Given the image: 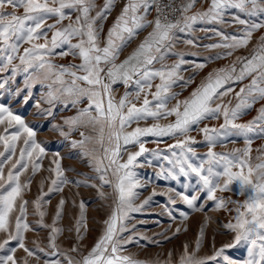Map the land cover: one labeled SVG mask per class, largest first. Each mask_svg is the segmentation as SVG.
<instances>
[{"label": "snow or ice", "instance_id": "obj_1", "mask_svg": "<svg viewBox=\"0 0 264 264\" xmlns=\"http://www.w3.org/2000/svg\"><path fill=\"white\" fill-rule=\"evenodd\" d=\"M115 2L116 0H104L103 6L97 10L96 0H0V73L11 71V76L0 83V89L5 88L10 80L14 81L17 74L23 72L27 74L24 84L29 89L24 103L31 97L32 86L43 83L44 80L51 81L47 93L49 104L63 98L65 107L70 104L77 108L86 99L87 106L78 108L75 116L65 120L69 132L61 130V135L66 137L75 128L91 126L98 135L86 136L81 131L80 136L83 139L73 140L72 146L84 148L86 141H94L103 150L102 156L92 155L86 149L83 154L92 156L95 171L100 174L101 187L112 184L108 179L109 171L116 178L113 187L117 193V202L109 217L103 221V233L79 260L68 254L78 252L77 247L61 253L66 264H148L135 260L130 255L121 254L123 246L134 241L135 234L127 237L122 235L132 231L126 223L130 219V213L142 211L144 205L152 199L149 196L139 206L133 203L139 195L135 189L145 186L134 179L136 173L132 170L134 166H145L138 163V157L142 156L147 166H152L149 156L167 162L169 167L161 164L156 172L159 179L178 181L181 177L189 180L195 177V184L191 185L194 191L191 194L188 192L189 184L184 185L185 191L168 188L159 193L166 195L169 203L175 205L178 201L182 202L193 212H204L208 201L214 202V211H231L228 205L235 206L234 222L229 221L222 225L224 229L234 233L232 241L217 248L213 238L212 254L199 256L205 228L211 219L205 214V222L199 228L195 247L189 251V245H183L179 264H264V144L255 149L256 159L261 162L254 166L251 163L254 139L264 140V103L256 109L257 114L251 120L238 122L254 105L264 102V33L259 36L250 57L237 56L230 65L213 69L189 96L179 99V93L173 91V86L187 88L191 85L196 72L204 69L206 61L212 59L206 57L205 63L185 60V53L176 51L179 42L177 33L192 34L194 38L186 39L183 43L197 48L199 45L195 39V25L215 24L222 28L239 25L241 27L236 28L234 34L216 28L200 29L219 37V42L204 45L205 48L225 49V55L230 57L236 50L247 48L254 33L264 29V0H205L207 8L197 10L191 15L189 12L197 0H187L178 8L174 6V0L167 4L163 0H127L102 41V24L99 22L108 18ZM153 6L157 15L149 20L148 15ZM66 9L75 11L74 20ZM231 9H235L236 13L231 15L229 21L226 15ZM177 11L180 13L179 18L169 19L170 14ZM93 12L95 15H92ZM241 13L249 19H242L239 15ZM52 18H55V23H47ZM64 20L69 21L66 26L62 25ZM147 27L152 29L148 35L126 59L117 63L123 49ZM73 40L76 42L73 43ZM21 42L29 44L30 47L24 48L23 54L19 55ZM64 46H67V50L56 53V49ZM191 54L197 55L195 52ZM54 55H71L74 59L79 58L81 63L56 65L51 59ZM170 55L178 57L171 64L166 62ZM220 58L222 56L218 52L215 59ZM17 59L18 64L14 63ZM186 64L192 65V75L187 77L182 74L186 70L183 68ZM65 77L70 79L66 80ZM157 78L159 83L154 85L153 81ZM246 79L249 82L243 84L238 92L235 91L232 85ZM117 82H123L126 88L118 101L112 87ZM53 85L59 86L53 89ZM129 86H134V91H128ZM153 87L155 91H152ZM20 92L21 89L17 88L15 94L19 95ZM230 95L232 99H227ZM233 99L237 101L234 105ZM46 111L51 115V109ZM169 117L174 119L169 120ZM149 118L153 121L151 125L139 126L141 121ZM221 118L222 123L218 126L205 123L219 121ZM161 120L167 123L162 124ZM5 121V133L14 126L16 130L10 135H0V143L4 148L0 151V233L6 234L0 242V251L6 250L5 255H0V264H18L16 248L9 246L11 241H16L28 257L35 256L39 261L40 257L25 246L24 233L33 229L26 219L28 201L23 200L22 193L29 188L31 179L21 184L20 177L28 171L29 165L33 176L40 171L46 152L35 140V131L21 116L14 115L9 107L0 103V125L5 124ZM133 124L137 126L133 128ZM193 131L203 135L202 142L191 135ZM22 136L25 138L23 147L19 150V158L12 162L16 155L17 141ZM146 137H168L174 143L168 144L166 149H149L145 146L148 142L144 139ZM230 137H242L244 147H234L224 152L214 150L218 145L226 147V141ZM153 142L159 145L161 139ZM198 143H204L207 147L202 155L194 147ZM130 145L138 146V150L131 151L128 147ZM122 152L127 154L126 162H121ZM105 160L107 164L104 163ZM52 163L55 168H49L48 171L54 172L55 178L51 179L47 192H43L44 181L40 182L41 196L34 203L40 217L37 224L50 227V247L55 250L58 247L57 235L63 231L55 225L61 218L65 200L60 199L51 226L43 222L45 212L40 210L41 201L49 193L62 192V185L70 181L64 176L59 160L54 159ZM6 164H10V167L5 177ZM233 185L236 186L238 194L245 197L243 202L217 195L218 192L233 191ZM92 186L96 187L95 184ZM99 195L103 198L105 193L99 191ZM152 195H157L155 189ZM202 196L203 203L200 202ZM18 199L21 203L18 206L19 215L15 216L13 231L11 218L12 213L17 210ZM79 209L80 216L76 220L75 230L77 239L82 241L84 237L80 234L81 228L87 230L83 201L80 202ZM168 215L175 221L176 218L170 210ZM179 215L182 219L173 235L180 233V225L189 219L186 211H180ZM134 227L135 225L132 226L133 229ZM183 230L187 231V227ZM140 238L150 240L143 235ZM167 238L169 237L165 236ZM241 244L247 245V256L242 260L232 259L227 251ZM38 250L45 251L39 247ZM55 254V251L46 253ZM168 256L166 264H171L172 253L169 252ZM23 264H29L28 259H24ZM43 264H61V261L44 260Z\"/></svg>", "mask_w": 264, "mask_h": 264}, {"label": "rangeland", "instance_id": "obj_2", "mask_svg": "<svg viewBox=\"0 0 264 264\" xmlns=\"http://www.w3.org/2000/svg\"><path fill=\"white\" fill-rule=\"evenodd\" d=\"M97 10L103 6L104 0H96ZM187 0H184V3ZM127 3V0H116L115 5L108 15V18L102 22V31L100 33L101 40L106 37L108 30L112 27L117 16L120 14L123 6ZM208 4L205 0H197L194 8L189 12V15L193 14L197 10H202L207 8ZM70 13L72 19H75V11L65 10ZM22 13V9L20 10ZM236 10L231 9L226 15V19L230 21L231 15L235 14ZM95 15V12L92 13ZM242 19H249V17L244 14H239ZM155 18V12L153 8L150 9V14L148 19L152 20ZM255 19V18H252ZM47 23H55V18L49 19ZM69 23L68 20L62 22L63 26H66ZM61 27V25H57ZM196 29L195 39L199 47L192 48L183 43L184 40L194 38L190 33H177L179 42L176 46V51H182L185 53L184 59L190 62L196 63H205L206 57H212L206 61V67L202 70H199L195 74L194 82L189 85L187 88H180L178 86H173V91L179 93V99H184L189 96L191 91L200 84L201 80L207 76L209 72L213 69L221 68L230 65L237 56H248L250 57L253 48L257 43L259 36L264 33V29L254 33L253 39L248 45L247 48H242L236 50L232 56H226L225 49H207L204 45L217 43L219 42V37H215L211 32L205 33L200 31L201 28H216L217 30H223L228 34H234L236 28L241 26H225L222 28L220 25L215 24H197L194 26ZM151 27H147L139 32V35L128 44L123 51L120 53L117 63L126 59V57L131 54V52L137 47V45L148 35L151 31ZM51 37V32H49V39ZM43 42V41H39ZM76 40H73L75 43ZM30 47L29 44L21 42L19 55L23 54V49ZM62 50H67V46H64L62 49H56V53H59ZM197 53V55H192L191 53ZM220 53L222 58L215 59L216 54ZM52 63L56 65H69V64H79L81 60L79 58H73L71 55L66 57H61L59 55H54L52 58ZM178 59L175 55H170L167 59V63L171 64L173 61ZM14 63L18 64L19 60H15ZM159 67V64L155 65ZM240 65H237V71H239ZM185 71L183 75L185 77L192 75V65L186 64L183 66ZM31 71V70H30ZM27 74L20 72L15 77V80H10L8 84L5 85V88L0 89V103H3L6 107H9L14 115H19L25 121V123L31 127L36 135L35 140L45 148L46 155L42 158V168L34 176L32 175L31 165L27 172H24L20 177L21 184L25 183L31 179V184L29 188L24 189L22 193L23 200H27V222L30 227L33 229L31 231L24 233L25 246L30 250L34 251L37 256L40 257V260L37 261L36 257H28L27 253L23 249L19 248L16 241L10 242V247L16 248V257L18 264H23L24 259H28L29 264H43L44 260L49 261H61V264H66V260L61 253L67 252L68 249L72 247H77L78 252L68 253L75 259H81L82 255H86L87 251L95 244L97 239L101 236L104 231V223L109 215L111 214L113 208L116 205V196L117 193L114 190L113 185L116 183V178L112 175L111 171L108 172V179L112 181V184L103 185L101 187V181L99 180V173L95 171L94 161L92 156H85L83 152L88 150L92 155H101L103 150L98 144L94 141H86L85 147H73V140H81L83 137L80 136V132L83 131L86 136H97L98 132L93 131L91 126L73 129L66 137L61 135V130L64 132H69L68 125L64 122L69 117L75 116L77 114L78 108L87 106V100L82 101L77 108H73L70 104L68 107L64 106L63 98L57 101H53L51 104L48 103L47 93L49 91L48 84L51 83L50 80H44L43 83H35L31 88V97L28 99L27 103H24V97L28 95L29 89L25 87L24 80ZM11 76V71L0 73V83H3L5 79ZM41 79L43 77L41 76ZM65 79H70L65 77ZM250 79V78H249ZM249 79L244 80L242 83L233 84L232 87L235 91H239V88L243 84H247ZM159 83L158 78L153 81V84ZM59 85H53V89ZM115 99L118 101L124 94L126 88L123 82H117L113 86ZM21 89L19 95H16V89ZM128 91H134V86H129ZM152 91H155L153 87ZM234 95V94H232ZM13 99V100H12ZM151 99V96H149ZM227 99H232L230 95ZM106 100V98H105ZM142 102V100H141ZM233 105L237 102L233 99ZM175 103V101H173ZM259 102L254 105L252 110H249L247 115H244L240 123L247 122L251 120L257 113L261 105ZM37 105H39L37 107ZM51 109V115L48 114L46 110ZM32 111V112H31ZM29 115V116H28ZM31 115V116H30ZM30 119H29V118ZM174 117H169V120H173ZM153 123L152 119L149 118L147 121H141L139 126L145 127ZM160 123H167V121L161 120ZM209 126H218L222 123V118L217 120L206 121ZM7 126V121L5 124L0 125V135H10L16 130V127H11L8 129V132L5 133L4 129ZM136 124H133L132 127H136ZM203 124L201 125V127ZM131 130V129H129ZM191 135L195 136L197 141H203V135L193 131ZM25 136H22L19 141H17V150L16 155L13 157L14 162L19 158V150L23 147V139ZM148 142L146 147L149 149H154L159 147L160 149H166L168 144L174 143V140L168 137L164 138H155V137H146L144 138ZM157 139H161V143L153 142ZM234 141V143H233ZM107 143V141H105ZM261 144H264V140L254 139L253 149L251 156V163L254 166L261 161L256 159L257 152L255 151ZM131 151H137L138 146H128ZM196 147L199 155L204 154L207 151V147L204 143H198L194 145ZM234 147H244V140L242 137H230L226 141V147L217 146L214 150L216 152L230 151ZM3 144L0 143V151H3ZM177 151H179L177 149ZM56 153H59L57 156ZM7 156L8 153H5ZM148 155V154H145ZM170 155V153H169ZM54 159L59 160L61 168L64 169V176L70 181L68 184L62 185V192H53L49 193L46 196H43L41 201V209L45 212L43 222L46 225H52L53 219H55V212L57 205L61 198L65 200L64 208L61 214V218L56 221V227L61 228L63 231L57 235L56 244L57 249L53 250L50 247V227H41L37 224V221L40 220L38 215L35 201L39 196H41V187L40 182L43 180V192H47L48 187L50 186L51 179L55 178V173L48 171L49 168H55V165L52 163ZM149 159L152 160V166H147L144 157H138L139 164H145V166H134L133 171L136 173L134 179L139 180L141 183L145 184L144 187L135 189L139 194L133 201L134 205L139 206L142 202L147 199L149 196H152V199L148 204L144 205L143 210L140 212L130 213V219L126 222L128 227L132 231L123 233L124 237L129 235L134 236V241L127 245H124L122 248V255H130L133 259L138 261H145L148 264H166L169 260V252L172 253L171 264H179L180 256L183 253V245L187 243L189 245V251L195 247V240L197 239L199 228L201 224L205 222V214L211 219L207 223L205 228V236L202 242V247L199 256L211 255L212 254V244L213 238H215V246L219 248L222 244L231 242L234 236L229 230H226L222 227L223 224L232 221L235 217V206L232 204L228 205L229 210H218L214 211V202L208 201L204 212H193L191 209L187 208L182 202H177L173 205L169 203L166 195H160L159 193L166 191L168 188H174L177 191H185L184 185L189 184L188 189L189 194L194 191L191 185L195 184V177L193 176L191 180L181 177L178 181L173 180H164L156 177V172L159 171L160 165L164 164L165 167H169L166 161L155 160L151 156ZM127 154L121 153V162H126ZM107 164V161H104ZM10 164L4 166L5 177L7 175ZM79 181L80 183H77ZM95 184L96 187L92 185ZM233 191L217 193V195H223L225 198H231L234 201L243 202L245 199L244 196L238 194L235 190L236 186L233 185ZM153 189L157 192V195H152ZM99 191H103L105 196L101 198ZM83 201L85 204L84 211V223L87 225V230L82 227L80 234L83 235L84 239H77V232L75 230L76 220L80 216L79 204ZM201 203L204 202L203 196L200 200ZM21 203V200H17V210L12 213V230L14 231V222L15 216L19 215L18 206ZM171 211L173 216H175V221L172 217L168 215V211ZM180 211H186L189 213V219L184 222L183 225H180L181 232L173 235L175 228L179 225L180 220L182 219L179 215ZM135 225L134 229L132 226ZM187 227V231H184L183 228ZM159 234V235H158ZM147 236L149 239H141L140 236ZM6 234L0 233V242L5 238ZM165 236L169 237L165 239ZM138 241V243L136 242ZM39 248H44V252H39ZM55 251V255H46V253H51ZM5 251H0V255H5ZM227 254L234 260H242L247 256V245L241 244L240 246L228 250Z\"/></svg>", "mask_w": 264, "mask_h": 264}, {"label": "built area", "instance_id": "obj_3", "mask_svg": "<svg viewBox=\"0 0 264 264\" xmlns=\"http://www.w3.org/2000/svg\"><path fill=\"white\" fill-rule=\"evenodd\" d=\"M169 2H173V0H163V3L167 4ZM184 3V0H174V6L175 7H180L182 4ZM153 11L155 12V16L157 15L156 11H155V7L153 6ZM180 13L177 11L175 13L170 14L169 19L175 20L177 18H179Z\"/></svg>", "mask_w": 264, "mask_h": 264}, {"label": "bare ground", "instance_id": "obj_4", "mask_svg": "<svg viewBox=\"0 0 264 264\" xmlns=\"http://www.w3.org/2000/svg\"><path fill=\"white\" fill-rule=\"evenodd\" d=\"M13 100V99H12ZM32 112V111H31ZM29 116V115H28ZM31 116V115H30ZM29 118V117H28ZM30 119V118H29Z\"/></svg>", "mask_w": 264, "mask_h": 264}]
</instances>
